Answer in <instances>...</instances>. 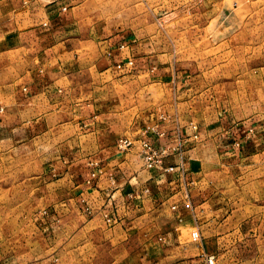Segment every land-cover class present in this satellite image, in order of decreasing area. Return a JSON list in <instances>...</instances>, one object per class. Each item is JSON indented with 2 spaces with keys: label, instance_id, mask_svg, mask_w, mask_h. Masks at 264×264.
Returning a JSON list of instances; mask_svg holds the SVG:
<instances>
[{
  "label": "crops",
  "instance_id": "1",
  "mask_svg": "<svg viewBox=\"0 0 264 264\" xmlns=\"http://www.w3.org/2000/svg\"><path fill=\"white\" fill-rule=\"evenodd\" d=\"M108 2L0 0V155L28 143L44 157L32 176L39 229L107 249L110 264H218L225 248L264 244L262 138L214 114L196 113L199 130L182 121V82L198 77L120 26ZM155 86L172 89L174 117L149 105ZM143 139L160 165L145 164Z\"/></svg>",
  "mask_w": 264,
  "mask_h": 264
},
{
  "label": "rangeland",
  "instance_id": "2",
  "mask_svg": "<svg viewBox=\"0 0 264 264\" xmlns=\"http://www.w3.org/2000/svg\"><path fill=\"white\" fill-rule=\"evenodd\" d=\"M107 4L115 9L112 15L120 26L142 29L165 60L199 78L182 82L178 100L186 113L182 121L199 130L196 113L205 122L214 114L232 128L248 132L244 137L256 133L264 142V0H112ZM141 92V87L134 92V105L148 104ZM149 93V105L157 104L166 118L174 117L177 103L170 87H150ZM26 144L20 151L0 155V264H110L103 261L107 249L100 251L79 239H67L62 246L61 238L48 239L39 229L43 221L33 212L37 198L32 176L39 174L45 159ZM254 244L233 251L225 248L218 264H264V244L259 241V247L253 248ZM132 249L119 247L118 257Z\"/></svg>",
  "mask_w": 264,
  "mask_h": 264
},
{
  "label": "built area",
  "instance_id": "3",
  "mask_svg": "<svg viewBox=\"0 0 264 264\" xmlns=\"http://www.w3.org/2000/svg\"><path fill=\"white\" fill-rule=\"evenodd\" d=\"M133 145L134 141L128 137L120 138L118 141V146L121 150H128ZM141 154L147 166L158 164L160 165L162 163L161 154H163V151L159 152L158 150H156L153 144L148 140L143 139L141 141ZM174 168L175 167L170 166L169 168H167V170H174ZM93 176H95V173H93ZM200 264H217V257L215 254H203V258Z\"/></svg>",
  "mask_w": 264,
  "mask_h": 264
}]
</instances>
